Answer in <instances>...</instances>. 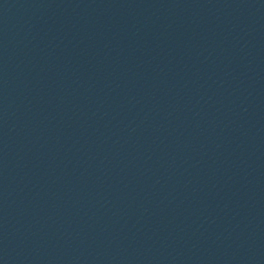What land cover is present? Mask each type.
Here are the masks:
<instances>
[{"label":"water","instance_id":"water-1","mask_svg":"<svg viewBox=\"0 0 264 264\" xmlns=\"http://www.w3.org/2000/svg\"><path fill=\"white\" fill-rule=\"evenodd\" d=\"M264 111V0H0V264H173Z\"/></svg>","mask_w":264,"mask_h":264}]
</instances>
